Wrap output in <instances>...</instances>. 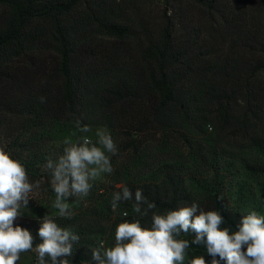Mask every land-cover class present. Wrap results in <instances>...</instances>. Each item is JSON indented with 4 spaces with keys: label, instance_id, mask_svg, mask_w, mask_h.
I'll return each instance as SVG.
<instances>
[{
    "label": "trees",
    "instance_id": "trees-1",
    "mask_svg": "<svg viewBox=\"0 0 264 264\" xmlns=\"http://www.w3.org/2000/svg\"><path fill=\"white\" fill-rule=\"evenodd\" d=\"M78 118L90 137L106 127L118 154L109 185L68 201L72 219L45 211L80 237L71 264H95L91 249L139 218L132 201L111 209L118 185L161 212L196 201L236 231L247 213L226 183L264 179V0H0V146L50 180L47 158L81 135ZM42 218L14 226L35 246ZM193 255L211 261L202 246Z\"/></svg>",
    "mask_w": 264,
    "mask_h": 264
},
{
    "label": "clouds",
    "instance_id": "clouds-1",
    "mask_svg": "<svg viewBox=\"0 0 264 264\" xmlns=\"http://www.w3.org/2000/svg\"><path fill=\"white\" fill-rule=\"evenodd\" d=\"M38 99L46 103L45 96ZM75 126L81 135L75 142L65 139L62 154L48 157L45 164L55 193L51 206L58 210L59 218L69 220L74 212L68 201L87 197L94 181L102 174H112V157L118 154L106 127L97 129L93 140L86 135L91 131L89 125L78 118ZM39 187V181H30L25 164L0 146V264H18L21 255L30 251L36 254L35 264H71L68 258L80 237L71 226H60L57 216L46 213L39 219L41 242L35 246V237L27 228L14 226ZM117 187L121 190L114 192L110 201L113 212L122 202L132 201V212L139 218L118 223L110 246L100 242L91 249L95 264H264V214L257 210L242 214L237 230L232 231L230 226L222 227L225 218L219 210H205L196 201L161 212L142 189H136L133 196L126 185ZM149 214L150 227H144L141 219ZM128 215V211L122 212V216ZM190 232L193 239H180ZM193 245L202 246L211 261L204 255L188 258Z\"/></svg>",
    "mask_w": 264,
    "mask_h": 264
},
{
    "label": "rangeland",
    "instance_id": "rangeland-1",
    "mask_svg": "<svg viewBox=\"0 0 264 264\" xmlns=\"http://www.w3.org/2000/svg\"><path fill=\"white\" fill-rule=\"evenodd\" d=\"M90 137V136H89ZM93 140L96 137H90ZM64 142V140H63ZM28 172V171H27ZM30 181L40 182V187L30 195L28 208H23L21 217H42L47 209H50L52 202L55 199V194L49 183L50 180L37 174L33 175L28 172ZM110 175L102 174L101 178L93 182V187H100L102 185H109ZM228 189V197L230 205L234 209L248 212L255 209L261 214H264V179L254 178L240 173L237 177L226 183ZM102 242H111V238L107 237ZM32 255L30 253H23L18 264H30Z\"/></svg>",
    "mask_w": 264,
    "mask_h": 264
}]
</instances>
